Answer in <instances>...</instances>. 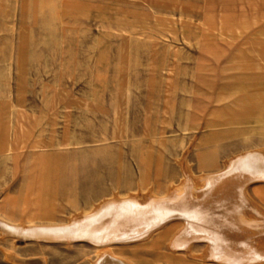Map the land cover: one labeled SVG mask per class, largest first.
I'll return each instance as SVG.
<instances>
[{"label": "rangeland", "instance_id": "374dc122", "mask_svg": "<svg viewBox=\"0 0 264 264\" xmlns=\"http://www.w3.org/2000/svg\"><path fill=\"white\" fill-rule=\"evenodd\" d=\"M260 125L264 0H0L6 218L46 221L53 205L75 207L137 185L162 192L179 185L187 165L201 186L199 170L251 151L246 161L255 166L212 179L207 191L210 205H223L244 188L257 202L259 229L203 219L216 236H232L236 250L244 239L262 245L264 179L245 180L264 174ZM203 135L219 139L203 143ZM173 221L123 251L144 264H218L168 253L169 233L180 227ZM35 242L0 224V264H30L41 253L47 264L97 260L86 238ZM198 243L202 255L205 242Z\"/></svg>", "mask_w": 264, "mask_h": 264}, {"label": "bare ground", "instance_id": "6f19581e", "mask_svg": "<svg viewBox=\"0 0 264 264\" xmlns=\"http://www.w3.org/2000/svg\"><path fill=\"white\" fill-rule=\"evenodd\" d=\"M255 115H261V113L258 111ZM260 127L264 126L260 125ZM218 139V135H203L200 141L206 143ZM251 153L254 152L240 153L222 162L223 165L211 164L207 169L199 170V177L204 181L201 186L192 176L190 168L192 165H187L183 169L181 176L183 178L179 185L175 184L176 186L169 187L162 192H156L153 187L144 190L142 186L137 185L136 189L122 195L114 190L107 195L86 201L84 204L79 203L75 207L65 209V207L60 208V204L53 205V209L48 211L49 219L46 221H37L35 217H26L23 214L20 218H6L0 214V224L8 230L10 235L32 238L38 244L40 241L89 239L97 247V260L93 264H144L140 258L125 254L123 249L138 242L149 241L154 234L164 232L172 220H178L180 227L169 233L166 243L168 253L181 254L179 251H184L183 255L198 258L196 260H213L218 264H264V244L253 246L244 239L242 249L236 250V247L228 243V239H234L232 236H223L221 231V235L216 236L215 230L209 227L211 222L203 219L206 215L226 219L229 217L231 219H227V223L236 230L242 231L245 225L259 229L255 217L257 202L248 195L244 188H237L235 199L231 198L233 201L230 200L229 204L223 205L217 202L210 205L209 199L212 194L211 191H207L210 186H213L212 179L234 172L233 170L241 165L248 168L255 166L253 161H246ZM262 158L264 160V154ZM263 175L260 173L248 176L245 180L246 182L261 180L264 179ZM245 232L248 231L245 230ZM261 238L264 240V236ZM218 239L221 241L218 242ZM199 241L205 242L202 255L196 254L194 250L199 245ZM9 257L17 260V257L13 255ZM28 263L47 264V257L41 253Z\"/></svg>", "mask_w": 264, "mask_h": 264}, {"label": "crops", "instance_id": "0c3cea01", "mask_svg": "<svg viewBox=\"0 0 264 264\" xmlns=\"http://www.w3.org/2000/svg\"><path fill=\"white\" fill-rule=\"evenodd\" d=\"M220 162H219V158H218V160H216V163L214 164V165H217V164H219Z\"/></svg>", "mask_w": 264, "mask_h": 264}]
</instances>
